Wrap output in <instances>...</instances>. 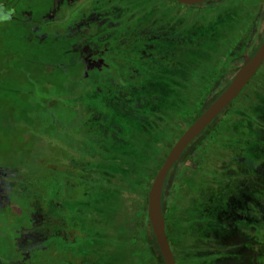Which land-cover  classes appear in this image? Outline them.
<instances>
[{"label":"rangeland","instance_id":"1","mask_svg":"<svg viewBox=\"0 0 264 264\" xmlns=\"http://www.w3.org/2000/svg\"><path fill=\"white\" fill-rule=\"evenodd\" d=\"M72 2V7L82 4V8L85 9H88V6L98 9L101 17L103 9L102 19H105L106 25L105 28H101L100 34L106 38L105 43L108 45L118 38L132 36L134 33L137 37L148 36L147 42L150 45L176 51L179 55L175 57L180 64L165 70L159 69L155 73L157 75L163 71L162 74L168 79L182 77L187 66L196 62L200 66L214 67L221 65L224 56L230 55L231 59H238L243 52L234 49L244 39L245 34L249 53L259 42L256 28L260 22L261 36L264 35V0H232L228 6L220 7L218 11L209 8V4L194 8L181 6L173 0H72ZM165 25L171 26L172 29L169 34L163 35L160 31ZM2 28L5 27L0 26V30ZM191 43L196 45L191 46ZM186 49L196 50L186 52ZM66 56L68 59L71 58L69 54ZM154 72L151 70V78L145 79L146 84L154 81L152 79L156 76ZM243 91L230 109L224 130L217 133L228 149L216 147L210 143L211 140L205 139L211 133H215L216 125L213 123L193 142L181 159L189 169L205 168L226 174L228 172L235 174L237 168L241 173L255 172L256 162H260L264 184V137L261 129L264 126V68ZM153 93H160L158 86ZM36 98H39L37 94ZM158 100L156 104L152 103L146 107L135 104L130 110L132 113L130 116L126 114L121 116L120 112L117 115L114 112L117 105H107L108 119L104 124L107 132H104V141L115 151L112 153L106 150L95 158L80 154L83 160L85 159L86 168L93 172H102L104 182H107L102 184L101 189L96 190L91 198L79 200L74 205L67 204L71 209V218L80 220L85 228L86 238L80 242V249L95 254L96 260L87 264H166L151 226L148 230H143L141 226L143 219L138 212L143 205L145 211L157 170L174 141L178 139V136L172 137V134L180 135L189 121L182 118L175 121L180 124L179 126L171 128L167 122L165 130L167 150L160 153L158 140L159 135L164 132L162 125L155 120L149 121L147 116L152 109H156L155 116L158 118L163 116V101L159 97ZM203 108L200 106V111ZM126 117L134 123V131L143 134V139L135 133V143L126 142L127 120H122L127 119ZM255 126L260 128L252 133ZM207 145L211 146L210 152L208 155L205 154L203 159L200 154ZM222 151L226 152V156ZM170 174L171 180L179 186V192L174 200L178 208L167 221V230L171 241L176 245V258L179 264H226L224 259L226 254L223 259L217 257L215 253L218 251L211 250L210 247L227 246L229 242L233 244L231 264H242L245 246L250 242L255 243L256 252L261 255L259 258L262 263L264 195L260 206L261 217L255 218L254 214H251V220L246 219L248 211H245L244 204L247 199L243 198V192L245 183L248 182L244 179H233L229 186L226 181L223 203L218 208L219 211H223L220 218L224 221V226L220 229L214 207L212 206L210 218L204 223L199 219L200 209L195 202L204 184L207 182L210 185L214 184V178L207 179L201 185L200 180L195 177L178 179L176 168ZM112 204L114 209L111 216L107 209ZM189 218L192 219L189 224L182 223ZM237 220L240 223L239 229L235 226ZM220 237L223 238L220 240Z\"/></svg>","mask_w":264,"mask_h":264},{"label":"trees","instance_id":"2","mask_svg":"<svg viewBox=\"0 0 264 264\" xmlns=\"http://www.w3.org/2000/svg\"><path fill=\"white\" fill-rule=\"evenodd\" d=\"M231 1L223 0L212 9L218 11ZM5 3H10L14 13L0 18V26L5 27L0 30V50L4 45L10 50L27 45L31 47L32 40H40L42 33L54 31V50L59 52L69 48L71 62L67 70H55V84L37 83L31 93L20 97L17 91L0 85V264H83L86 258L93 255L92 252L85 254L76 247L61 244H75L84 237V233L73 221L53 214L47 200L50 180L55 177L65 179L66 193L70 197L77 196L76 188L72 189L70 184V177L77 175L74 173L77 169L66 159L72 154L67 148L81 146L82 137L92 135L96 123V108L78 100L94 86L86 83V71L80 64L83 52L80 50L85 48L94 52L96 46L89 38L97 27L105 28L106 21L103 19L98 26H95L96 20L93 19L89 21L91 24L83 23L82 4L72 7V0H5ZM103 14L102 9V17ZM105 41L104 37L103 52L110 48ZM121 44L119 42L117 46ZM40 48H46V45ZM90 74L91 79H95V74ZM3 77L0 69V80ZM36 94L39 98H36ZM222 116L213 122L216 125L215 133L205 139L211 140L210 143L216 147L228 149L217 134L224 130L228 117L226 111L222 112ZM259 128L255 126L252 133ZM261 129L264 137V126ZM205 148L206 151L200 154L203 159L205 154H209L211 146ZM222 154L226 156V152L222 151ZM53 163L65 165L66 170L51 167ZM175 168L178 179L195 177L201 185L207 179L214 178L215 183H205L194 199L200 209L199 219L205 223L211 216L213 206L219 228L222 229L224 221L220 217L223 211L218 208L223 203L227 174L205 168L189 169L182 161ZM170 175L163 194L167 221L178 208L174 200L179 186L171 180ZM191 221L189 218L182 223L189 224ZM235 226L240 228L238 220ZM171 245L176 257V245L172 241ZM226 248L223 245L210 247L218 251L215 255L222 259Z\"/></svg>","mask_w":264,"mask_h":264},{"label":"flooded vegetation","instance_id":"3","mask_svg":"<svg viewBox=\"0 0 264 264\" xmlns=\"http://www.w3.org/2000/svg\"><path fill=\"white\" fill-rule=\"evenodd\" d=\"M173 1L181 6L194 8L209 4V8L212 9L223 0H216V2L207 0L197 4H183L176 0ZM7 8L9 11L14 13L10 3H7ZM87 8L88 9L83 8V23L91 24V22L89 21L93 19L96 20L95 26L100 25L103 19L98 9H94L91 6H88ZM259 24L260 25H258V27L256 28V35L259 42L256 47H254L253 50L249 53L247 51L248 47L245 34L244 39L241 41V43L237 44L234 49L237 52H243L238 59H231V56L227 55L222 59L221 65H216L214 67H208L206 65L200 66L196 62L195 64L187 66L182 77L176 78V76L170 77L169 79L166 75L162 74L163 71L158 72L157 75L155 73L159 69L165 70L166 68H171L173 66L176 67L180 64V62L176 58L179 55L176 51H172L170 49L168 50L163 47L157 48V46L155 45L148 44V36L142 38L137 37L133 33L132 36L128 35L123 38L116 39L115 41H113V43L110 42V48L106 50L107 52H103V37L100 34L101 27H97L96 32L93 33V36L89 38V41L93 42L96 46L93 50L94 52H90L85 48L83 50H80V52H83L80 64L81 68H84L86 71L84 75L85 79L87 80L86 83L94 86L93 89H89L78 99L79 101H81V103L92 105L96 108L95 129L92 135H84L82 137L81 140L83 143L81 146L76 148H67V151H71L72 154L71 156H69L70 158L68 157L66 159L69 162L71 161L77 169L74 170V173H76L77 175H71L70 177L71 188H76L77 196L70 197L66 193L67 189L65 188V179L60 180V177H55L50 180V196L47 200L50 211L55 215L62 216L67 220L73 221L76 226L79 227L80 231L84 233V237L79 239L77 243L69 244L62 242L61 246L76 247L81 252H84L80 249L79 244L83 239L86 238L85 228L83 227L80 220H78L77 218H71V209L68 208L67 204L74 205V203L78 202L79 200L91 198V195L96 190L101 189L100 187H102V184L104 185V183H107L104 182L102 172H93L92 170H88V168H86V162L84 161L85 159L83 160V157L80 155L85 154L89 155L90 158H95L100 156L106 150H109L112 153L115 151L114 149H112L111 145L109 147L104 141V132H107L104 126L105 122L108 119L107 105H117L115 109L116 111H114L117 115L120 112L121 116L125 114L127 116H130L132 114L130 110L134 108L135 104L143 107L151 106L152 103L156 104L157 101H159V97V99L163 101L164 105L163 116H160L159 118L155 116L156 109L150 110L149 115L147 116L149 118V121L155 120L162 125L164 132L163 134L161 133L159 135V152H165L167 150V141L165 134V130L167 129V122H169L168 127L171 128L179 126L180 124L178 125L177 123H175V121L182 120V118H185L187 121H189L187 126L183 127V132L180 135L179 133L172 134V137L178 136L179 139L184 131L194 121H196L200 117V115L214 102V100L229 86L236 72L245 63H247V61L261 46L264 40V35L261 36L262 24L261 22ZM171 29V26L165 25V28H163V30L160 32L163 35H166L167 33L169 34V31ZM39 37L40 40H38L39 38L32 40L31 47H27V45L24 47L21 46L17 50H10L6 45H4V48L0 50V69L4 74L3 79L0 80V85H2L3 83V86L5 88L17 91L19 97L23 96L24 94L31 93L35 88V84L37 83H46L48 85L55 84V70L57 69L59 71L60 69L65 71L69 68L71 59H68L66 55L69 54L71 50L69 48H65L61 50L63 53L54 50V39L56 38L54 31L50 33H42ZM173 39L177 41V39ZM119 42H122V44L120 46H117V43ZM44 45H46V48H40V46ZM195 45L196 44L193 45V43H191V46ZM195 50L196 49H186V52H193ZM55 56H57L58 58ZM104 65L107 66L106 70H104ZM263 68L264 64L243 90H245L257 78ZM145 69L147 70L145 71ZM151 70L155 71L153 74H155L159 79L157 80V77L153 76L152 79H154V81H150L146 84L145 79L147 80V78H151ZM90 73L95 74L93 75L95 79H91L90 76L92 75ZM59 79H61V77H59ZM157 86L160 93L154 94L153 92ZM142 90L144 91L142 92ZM243 92L244 91L240 93L237 99L242 95ZM234 102L235 100L232 102V104L229 105L226 110H224L226 111V116L229 115L230 109L233 106ZM200 106L204 107L201 111ZM151 111H154L155 113ZM53 115L54 114L52 113L51 116ZM222 117L223 116L221 113L216 119ZM122 120H127L126 132L128 133V138H126L125 136L123 137L127 139V143L131 141L135 143L134 134L137 132L134 131V123L128 118ZM213 122L202 132V134H204L209 129ZM180 129H182V126H180ZM138 137H141V139H143L144 136L143 134H139ZM178 139L174 141L171 148ZM193 142L187 147L184 153L190 149ZM64 147L66 148V146ZM166 156L163 159L161 165L166 159ZM244 156H246V154H244ZM181 158L174 164L171 171L175 168L177 163L182 161ZM256 163L257 164L255 165V172L241 173L237 168V170H235V174H232L230 172L227 173V181L229 183V186L231 185V181L233 179L239 178L240 180L244 179L245 182H248L245 183L243 198L247 199L244 205L245 211H248V217H246V219L249 220H251V214H254L255 218H260L262 214L260 206L264 195L262 172L263 169L260 162ZM161 165L159 166L158 170L160 169ZM50 166L53 168L59 167L63 171L66 170L65 165L62 164L58 166V164L53 163ZM148 203L149 194L145 211L143 210V205V207L138 212L141 214V217L143 219L141 222L143 230H148L150 226L152 228L150 219L148 217ZM113 209V204L107 209L108 214L111 216V212ZM230 222L231 218H229V225ZM232 245L233 244L229 242L226 248V256L224 258L226 264H231L232 261ZM245 248V257H243L241 260L242 264H263L264 258H262L261 263L259 258L261 255L256 252L257 248L255 243L250 242L245 246ZM84 253L86 254L88 252ZM95 260V254L93 253L91 257H89L88 259L86 258L83 264L91 263V261L93 262Z\"/></svg>","mask_w":264,"mask_h":264},{"label":"water","instance_id":"4","mask_svg":"<svg viewBox=\"0 0 264 264\" xmlns=\"http://www.w3.org/2000/svg\"><path fill=\"white\" fill-rule=\"evenodd\" d=\"M183 4H197L207 0H176ZM12 14L7 3L0 2V18ZM264 64V40L254 55L235 74L229 86L179 137L158 170L149 192L148 217L166 264H177L167 230L163 208V192L166 179L174 164L180 160L187 147L224 111L243 91Z\"/></svg>","mask_w":264,"mask_h":264}]
</instances>
